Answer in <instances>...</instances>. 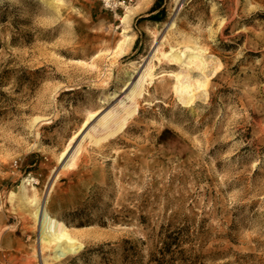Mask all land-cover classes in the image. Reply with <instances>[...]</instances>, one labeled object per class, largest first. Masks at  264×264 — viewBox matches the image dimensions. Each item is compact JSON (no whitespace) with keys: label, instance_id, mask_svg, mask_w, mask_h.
Wrapping results in <instances>:
<instances>
[{"label":"rangeland","instance_id":"obj_1","mask_svg":"<svg viewBox=\"0 0 264 264\" xmlns=\"http://www.w3.org/2000/svg\"><path fill=\"white\" fill-rule=\"evenodd\" d=\"M149 2L0 0V264H101L102 250L119 262V242L170 217L201 228L208 264H264V0ZM147 66L127 127L83 134L61 159L88 112ZM25 196L66 223L77 253L44 251Z\"/></svg>","mask_w":264,"mask_h":264},{"label":"bare ground","instance_id":"obj_2","mask_svg":"<svg viewBox=\"0 0 264 264\" xmlns=\"http://www.w3.org/2000/svg\"><path fill=\"white\" fill-rule=\"evenodd\" d=\"M177 1L179 2L177 11H180L181 8L183 7V3L185 0H177ZM126 17L127 15L123 18V20H126ZM168 24H169L168 26H174L175 19L172 18L170 23ZM163 55L169 62L171 61L170 64H172L173 62L182 61L183 57H185L186 55V52H180V54L179 53L177 54L173 49L169 53L164 52ZM199 55H200L199 53L191 55L189 63H197V64L201 63L202 58H199ZM130 64L136 65V61H132ZM146 76L153 77V70L151 69V66H147L144 70L139 69L134 72V74L131 76V79L126 81L125 88L122 91V93L117 97L115 103L106 106L108 104V101L103 99L102 107L89 111L81 128L71 138V141L67 149L63 152L61 159L66 158L70 150H72V146L74 145L76 140L79 137H81V135L83 134H86V136H91L94 140L98 142L100 140L103 141V139H107L112 136L114 137V135L117 134L119 131L125 129L130 119L133 118L138 112L139 98L143 94L142 86ZM182 78L184 79L183 76ZM176 89L178 93H180L179 95L182 96V99L187 104L192 103L195 97V93L191 84L188 85L183 84L181 85V87L179 86V88ZM28 180L29 179H25L23 181L22 183L23 188H25L26 182ZM27 197L25 196L28 203H30V205L31 204L35 205L34 212L30 214L34 215V218L37 223L36 226L38 225L37 228H39L40 231V239L44 251L45 248L52 249L54 254L51 257L55 262H62L69 254L77 253L78 250L81 248L82 244L76 243V239L70 233L66 223L62 219H59L55 215L51 214L46 204H38L34 202V200H31L29 197L28 198ZM45 260L46 262L49 263L50 259L47 256V259Z\"/></svg>","mask_w":264,"mask_h":264},{"label":"trees","instance_id":"obj_3","mask_svg":"<svg viewBox=\"0 0 264 264\" xmlns=\"http://www.w3.org/2000/svg\"><path fill=\"white\" fill-rule=\"evenodd\" d=\"M158 4L153 6L151 13L157 11ZM150 18L159 21L162 15L157 12ZM146 229L145 237L125 238L119 242L122 248L119 262L109 256L110 251L102 250L101 264H208L203 255L204 232L192 227L188 219L165 218ZM107 246L111 245L104 244L102 248Z\"/></svg>","mask_w":264,"mask_h":264},{"label":"built area","instance_id":"obj_4","mask_svg":"<svg viewBox=\"0 0 264 264\" xmlns=\"http://www.w3.org/2000/svg\"><path fill=\"white\" fill-rule=\"evenodd\" d=\"M134 0H104V3L114 9L125 7L131 4Z\"/></svg>","mask_w":264,"mask_h":264},{"label":"crops","instance_id":"obj_5","mask_svg":"<svg viewBox=\"0 0 264 264\" xmlns=\"http://www.w3.org/2000/svg\"><path fill=\"white\" fill-rule=\"evenodd\" d=\"M149 3L152 6V5H154L156 3V0H151V2H149Z\"/></svg>","mask_w":264,"mask_h":264}]
</instances>
